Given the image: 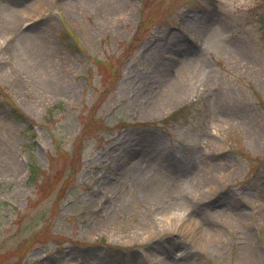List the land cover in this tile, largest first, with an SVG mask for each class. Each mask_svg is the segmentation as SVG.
<instances>
[{
	"label": "rangeland",
	"instance_id": "obj_1",
	"mask_svg": "<svg viewBox=\"0 0 264 264\" xmlns=\"http://www.w3.org/2000/svg\"><path fill=\"white\" fill-rule=\"evenodd\" d=\"M184 263L264 264V0H0V264Z\"/></svg>",
	"mask_w": 264,
	"mask_h": 264
},
{
	"label": "bare ground",
	"instance_id": "obj_2",
	"mask_svg": "<svg viewBox=\"0 0 264 264\" xmlns=\"http://www.w3.org/2000/svg\"><path fill=\"white\" fill-rule=\"evenodd\" d=\"M197 20L198 19L195 18V21H197ZM157 65L159 66V63H157ZM163 66L165 68V66H167V65L163 64ZM168 74L169 73H166L164 76V79L166 80V82H165L166 85L164 87H167V91L169 92V94H167V95L171 98L178 97L182 94L183 89L181 86H179V84H175L173 79H169L170 75H168ZM166 75H167V77H166ZM167 78H168V80H167ZM150 86H151V84H146V85L142 86L141 92L147 96L149 93H151L150 92ZM177 86H178L179 90H181V91L178 90ZM153 90H154V88H153ZM117 155H121V152ZM120 158H121V156H120ZM115 175L116 174H110V175H107L106 177H104L105 187L108 188L107 184L110 185L112 183ZM201 175H202L201 171H195L191 174L192 177H191L190 181H191L192 188L190 189V192L186 193V196L181 197L182 201L179 202L180 207H184V208L187 207L188 210H191V208L194 207L196 210H199L200 205H201V201H203V199H206V201L202 203V205L205 206L206 208L210 207V205H217L222 201L221 197H220L221 200L219 198L218 199H213V198L211 199V197H209V196H208V198H206L205 193H202L203 191L200 189V186L203 184V179H202ZM159 200H160V198H154L155 202H158ZM184 217L185 218H184L183 223H181L180 221L177 222L178 228H181L185 231H188V230L193 231L196 229V227L202 225L200 220L197 217H195L194 215H191L190 217H186V216H184ZM171 218L172 217H166L164 219V221L170 220ZM241 219H242V217H241ZM202 227H204V226H202Z\"/></svg>",
	"mask_w": 264,
	"mask_h": 264
}]
</instances>
